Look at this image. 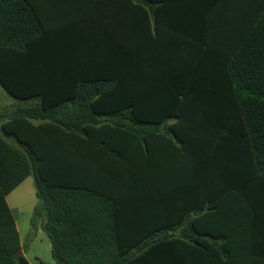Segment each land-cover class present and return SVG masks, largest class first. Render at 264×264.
I'll return each mask as SVG.
<instances>
[{
	"label": "trees",
	"instance_id": "16d2710c",
	"mask_svg": "<svg viewBox=\"0 0 264 264\" xmlns=\"http://www.w3.org/2000/svg\"><path fill=\"white\" fill-rule=\"evenodd\" d=\"M54 1L0 0V264L30 175L56 264H264V0Z\"/></svg>",
	"mask_w": 264,
	"mask_h": 264
},
{
	"label": "rangeland",
	"instance_id": "374dc122",
	"mask_svg": "<svg viewBox=\"0 0 264 264\" xmlns=\"http://www.w3.org/2000/svg\"><path fill=\"white\" fill-rule=\"evenodd\" d=\"M19 101L7 94L0 85V131L4 121L3 115L11 112ZM10 143L15 141L6 138ZM6 201L11 209L22 245L21 254L29 264H56L51 255L50 241L42 230L40 224L36 228L32 225L34 212L39 203L34 186V178L28 176L12 192L6 196Z\"/></svg>",
	"mask_w": 264,
	"mask_h": 264
},
{
	"label": "crops",
	"instance_id": "0c3cea01",
	"mask_svg": "<svg viewBox=\"0 0 264 264\" xmlns=\"http://www.w3.org/2000/svg\"><path fill=\"white\" fill-rule=\"evenodd\" d=\"M41 2H42V0H41ZM54 3H55V1L54 0H44V6H45V8H48V9H50V10H52V9H54ZM52 6H53V8H52ZM68 7V9H67V12H71L72 11V9H74L73 7H71L70 5H67ZM66 8H64L63 10H65ZM85 9H88L89 11H91V9L92 8H86L85 7ZM100 9H103V10H101V12L102 11H106L107 10V5H105V6H103V7H100ZM73 11H75V10H73ZM27 104V103H26Z\"/></svg>",
	"mask_w": 264,
	"mask_h": 264
}]
</instances>
